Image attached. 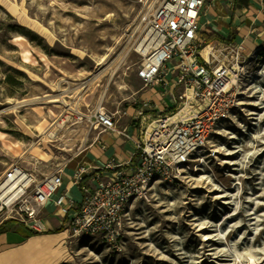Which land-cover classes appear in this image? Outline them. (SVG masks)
I'll return each mask as SVG.
<instances>
[{
  "label": "rangeland",
  "instance_id": "obj_1",
  "mask_svg": "<svg viewBox=\"0 0 264 264\" xmlns=\"http://www.w3.org/2000/svg\"><path fill=\"white\" fill-rule=\"evenodd\" d=\"M151 2L0 0V181L14 166L28 170L37 183L66 170L71 160L99 144L93 139L99 130L87 117L104 107L117 113L120 126L131 107L139 108L134 100L146 89L137 76L144 59L136 49ZM200 38L206 59L231 60L203 20ZM256 51L245 56L235 107L202 156L176 181L156 184L147 199L131 202L120 251L98 237L73 236L64 227L48 236L67 233L68 238L35 260L264 264V46ZM84 71L88 76L82 79L78 74ZM168 99L150 101L155 111L143 128L164 114ZM50 111L58 113L54 120ZM61 120L66 122L59 127ZM138 128L142 137L140 123ZM53 130L56 136L45 146ZM94 175L85 178L88 186ZM48 236L38 241L44 244ZM16 249L0 243V254Z\"/></svg>",
  "mask_w": 264,
  "mask_h": 264
},
{
  "label": "built area",
  "instance_id": "obj_2",
  "mask_svg": "<svg viewBox=\"0 0 264 264\" xmlns=\"http://www.w3.org/2000/svg\"><path fill=\"white\" fill-rule=\"evenodd\" d=\"M206 0H152L143 13L144 37L136 52L143 57L137 76L145 88L163 86L170 99L163 115L151 119L150 101L139 105L136 118L143 128L135 142V154L125 165L110 161L103 171L81 165L72 181L83 193L82 201L67 223L73 236L98 237L116 251L123 247L125 213L133 200L147 199L156 184L176 181L202 156L219 125L227 121L236 104L239 81L246 65L243 47L224 49L230 61L214 63L202 53L201 18ZM255 51L254 53H256ZM174 63V65H172ZM166 71L175 86L167 91ZM166 112V113H165ZM89 118L100 133L112 132L129 138L117 127V113L99 107ZM95 174V187L85 178ZM64 188L63 171L37 183L34 176L19 166L12 167L0 181V226L18 221L32 233L49 229L42 212L53 195ZM67 200L61 193L56 205Z\"/></svg>",
  "mask_w": 264,
  "mask_h": 264
},
{
  "label": "crops",
  "instance_id": "obj_3",
  "mask_svg": "<svg viewBox=\"0 0 264 264\" xmlns=\"http://www.w3.org/2000/svg\"><path fill=\"white\" fill-rule=\"evenodd\" d=\"M206 1L201 20L207 27L208 34L217 35L222 39L219 42L220 44L225 45V47L228 45H240L243 47L245 56L252 55L254 51L264 46V0ZM166 81L168 83L167 91L172 90L175 86V80L172 73L168 71H166ZM145 89L146 91L142 93L139 101H152L158 104L161 101L163 102V95L168 96L163 86H155V88L144 87L143 90ZM134 101H137V99ZM168 102H170L169 99ZM161 105L163 106V103ZM129 114L130 117L125 118L120 126H118L117 122L118 129L128 132V140L112 132H99L93 137L94 141L99 144L97 146L93 145L90 149H85L80 157L78 156L71 160L66 170H63L64 188L61 193L66 194L67 200L57 206L56 202L61 193L53 195L42 212V218L49 232L46 234L32 233L18 221H7L0 226V243L4 242L7 247L19 248L32 239L48 236L57 229L60 230L67 227V223L73 216L75 208L83 198V193L72 181L73 173L81 165H87L97 168L99 173H102L107 178L106 175L109 176L112 172L103 170L110 161L125 165L133 158L135 142L141 139L138 128L140 121L136 118L135 108L131 107ZM131 122L135 123L131 124ZM74 162L76 164L71 166ZM94 179L95 176L91 180V188L96 185ZM66 232L68 231L66 230Z\"/></svg>",
  "mask_w": 264,
  "mask_h": 264
},
{
  "label": "bare ground",
  "instance_id": "obj_4",
  "mask_svg": "<svg viewBox=\"0 0 264 264\" xmlns=\"http://www.w3.org/2000/svg\"><path fill=\"white\" fill-rule=\"evenodd\" d=\"M87 71L79 72L78 76L80 78H86L88 75ZM50 76V74L46 75V78ZM51 102H61L58 99L51 100ZM64 103V102H63ZM56 112H49V118L54 120L57 117ZM67 119V118H66ZM65 120H61L59 127H62L65 124ZM95 130V129H94ZM220 134V132L218 133ZM55 131H51L47 138H45L44 145L47 146V139L55 138ZM35 158L40 159V154L33 155ZM25 171H28L25 169ZM67 233H62L59 235H51L48 236L49 241L42 244L38 241V238L32 239L27 244L22 247L17 248L12 252H5L0 254V264H40L39 261L35 260V256L41 252H48V249L52 247L55 243L67 239Z\"/></svg>",
  "mask_w": 264,
  "mask_h": 264
},
{
  "label": "trees",
  "instance_id": "obj_5",
  "mask_svg": "<svg viewBox=\"0 0 264 264\" xmlns=\"http://www.w3.org/2000/svg\"><path fill=\"white\" fill-rule=\"evenodd\" d=\"M221 40H222V39H221ZM62 231H63V228H61L59 232H62Z\"/></svg>",
  "mask_w": 264,
  "mask_h": 264
}]
</instances>
